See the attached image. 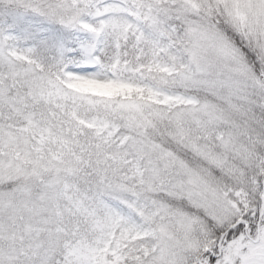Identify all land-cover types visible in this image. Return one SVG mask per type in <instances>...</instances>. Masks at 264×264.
<instances>
[{
  "label": "snow or ice",
  "instance_id": "snow-or-ice-1",
  "mask_svg": "<svg viewBox=\"0 0 264 264\" xmlns=\"http://www.w3.org/2000/svg\"><path fill=\"white\" fill-rule=\"evenodd\" d=\"M0 264H264V0H0Z\"/></svg>",
  "mask_w": 264,
  "mask_h": 264
}]
</instances>
